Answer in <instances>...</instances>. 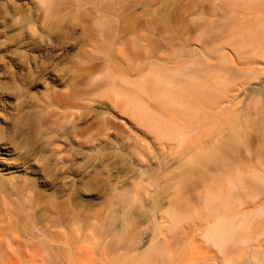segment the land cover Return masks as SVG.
I'll return each instance as SVG.
<instances>
[{
	"label": "bare ground",
	"instance_id": "bare-ground-1",
	"mask_svg": "<svg viewBox=\"0 0 264 264\" xmlns=\"http://www.w3.org/2000/svg\"><path fill=\"white\" fill-rule=\"evenodd\" d=\"M121 1L0 0V240L43 257L49 221L25 238L18 222L94 198V234L71 239L67 264H264V143L240 148L264 121V17L210 0L180 46L153 13L119 36Z\"/></svg>",
	"mask_w": 264,
	"mask_h": 264
},
{
	"label": "rangeland",
	"instance_id": "rangeland-1",
	"mask_svg": "<svg viewBox=\"0 0 264 264\" xmlns=\"http://www.w3.org/2000/svg\"><path fill=\"white\" fill-rule=\"evenodd\" d=\"M9 1L15 5L17 4L18 0H9ZM209 1L210 0H122L121 1L122 4L120 5L121 21L118 26L119 36L121 37L125 36V34L132 28L142 27L144 23V19L147 18L146 17L147 14L153 13L154 16L156 14L155 23L160 25V27L162 28L168 29V35L170 36V39H172L177 45L181 46L183 44L184 37L187 36L188 33L194 29L197 23H199L203 11L206 9ZM243 3L245 4V6ZM246 4H248L247 7ZM237 6L238 7L244 6V10L245 8H247L245 10V12L247 11V13H244L243 7L239 9ZM232 7L233 9H235L234 10L235 12L233 11L234 13H236L238 10L239 11L242 10L241 15L244 13L243 17H245L248 14L247 16L248 17L251 16V20L252 18L256 19V17L259 19H263L264 17V0H249V1L232 0V2L227 4L226 6L227 10L225 11L231 10L230 8ZM20 9L23 11L22 14L25 15L27 14V10L25 8L21 7ZM229 12H227V14ZM238 13L239 12L232 15L233 16L232 18L234 19L235 16L236 18H238L237 17L239 16ZM241 15L239 18H241ZM230 16L231 13L227 15V18H230ZM225 21L227 22V20ZM253 55H256V53H254ZM263 55L264 53H261V57ZM94 68L95 67L91 66V68L89 67L86 68L85 71L93 70ZM51 86L53 85L51 84ZM53 89L56 93L59 90L55 86H53ZM107 123L112 124L119 130L122 127L121 122L119 121H114V122L109 121ZM91 126H92L91 124H88L85 128L86 129L88 128L89 130ZM258 141L264 143V121L263 122L260 121L259 123L257 122L252 133V139L249 141H243L241 143L240 148L241 150L246 151L249 149V146L252 143H256ZM102 171L103 172H101L100 175L102 178L110 179L112 177L110 169L106 168L103 169ZM174 179H175L174 176L171 175L166 177H159L157 183L159 184L160 189H158V191L148 199L146 205L145 206L143 205L142 207H138V206L131 207L127 211L126 214L129 215L128 218L130 219V221L134 224H139L145 221L146 219L150 218L153 212L158 209L161 199L165 195V188H166V187L164 188L165 183L167 185L172 184L173 182H175ZM219 188L214 189L212 191L213 193L211 194L217 193L218 191L217 189ZM222 191L223 190L221 189V192ZM97 203L98 201L93 198L90 199V201L81 205V208L77 211L68 210V211H64V213L57 212L56 214L55 212L54 213L51 212L50 209L46 210L45 208L41 207L34 213L35 218L37 219L40 225L37 227L30 225H27L28 226L27 227L25 226L26 225L25 223H24L25 225L20 224V222L18 221H21V219L20 217H18L19 218V220L17 221L18 224L16 222L17 226L14 229L17 230L16 231L17 234H19V236L23 238L30 236H37L38 234H40L41 228L43 227L42 226L43 222L49 221L48 227L51 228L50 229L51 235L49 236L50 241H48L47 243L44 242V244L46 243L45 245L43 244V242L42 244L40 243V245L38 243L40 250L44 248L47 253L45 256L43 255V257L41 253L38 254L41 255L39 256V258L38 255H36L39 260L36 259V256L35 259L37 261L34 260L33 258L34 256H32L34 245L22 239L10 243L11 247L14 249L13 252L15 254L13 255V253H10L11 251L5 248L7 247L5 246L6 243L0 240L1 243L0 251H2V253L5 252L6 250L9 251L8 258L6 257L2 258L4 260L0 261V264H43L44 261L47 262L48 264H52L51 261L55 262L56 256L58 257L57 260L60 262V264L62 263L67 264L65 262L66 251H69L71 239L75 238L78 240L82 236H86L87 238H89L91 235L94 234L93 233L94 231H92V229L94 228V226L97 225V223L94 220V217L97 214L96 211L100 208V204ZM51 225L53 227H51ZM76 229H78V231H76ZM38 245L36 248H38ZM9 258L10 261L8 262ZM197 264H204V263L199 262Z\"/></svg>",
	"mask_w": 264,
	"mask_h": 264
}]
</instances>
